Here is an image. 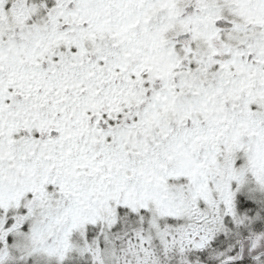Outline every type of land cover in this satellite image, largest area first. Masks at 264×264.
<instances>
[{"label": "snow or ice", "instance_id": "snow-or-ice-1", "mask_svg": "<svg viewBox=\"0 0 264 264\" xmlns=\"http://www.w3.org/2000/svg\"><path fill=\"white\" fill-rule=\"evenodd\" d=\"M0 264H264V0H0Z\"/></svg>", "mask_w": 264, "mask_h": 264}]
</instances>
